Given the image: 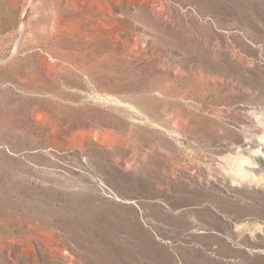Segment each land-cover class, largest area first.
<instances>
[{
	"label": "rangeland",
	"instance_id": "rangeland-1",
	"mask_svg": "<svg viewBox=\"0 0 264 264\" xmlns=\"http://www.w3.org/2000/svg\"><path fill=\"white\" fill-rule=\"evenodd\" d=\"M0 264H264V0H0Z\"/></svg>",
	"mask_w": 264,
	"mask_h": 264
}]
</instances>
